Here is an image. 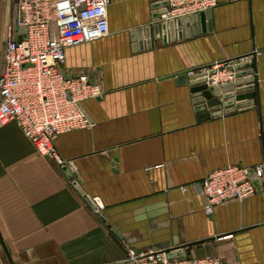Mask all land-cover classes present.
<instances>
[{
	"label": "crops",
	"instance_id": "1",
	"mask_svg": "<svg viewBox=\"0 0 264 264\" xmlns=\"http://www.w3.org/2000/svg\"><path fill=\"white\" fill-rule=\"evenodd\" d=\"M162 1L110 0L109 36L67 51L65 70L104 93L83 104L93 126L56 141L65 166L15 123L0 129V264H129V249L264 264V183L211 216L191 187L264 161V0H216L212 31L184 23L168 44L153 33ZM16 21L12 0H0V74ZM255 52L254 74L241 79L256 78V97L201 120L191 80L179 77Z\"/></svg>",
	"mask_w": 264,
	"mask_h": 264
},
{
	"label": "built area",
	"instance_id": "2",
	"mask_svg": "<svg viewBox=\"0 0 264 264\" xmlns=\"http://www.w3.org/2000/svg\"><path fill=\"white\" fill-rule=\"evenodd\" d=\"M158 20L171 22L217 7L216 0H166ZM17 21L7 40L0 74V129L15 123L42 157L66 165L56 141L62 135L93 126L83 104L103 96L99 82L85 73L65 70L67 51L110 34V0H12ZM25 29V33H20ZM22 41H19V37ZM257 52L223 61L202 70L211 85L237 81L234 67L253 62ZM211 72H214L211 74ZM192 74V73H191ZM254 180L264 183V161L254 167L231 165L210 172L191 187L211 216L217 206L245 202L256 195ZM183 190H186L183 189ZM92 203L103 210L99 197ZM129 264H224L214 256L170 259L167 251L129 249Z\"/></svg>",
	"mask_w": 264,
	"mask_h": 264
},
{
	"label": "water",
	"instance_id": "3",
	"mask_svg": "<svg viewBox=\"0 0 264 264\" xmlns=\"http://www.w3.org/2000/svg\"><path fill=\"white\" fill-rule=\"evenodd\" d=\"M167 4L168 3L166 0L156 3L154 9L157 11L154 14V19H158L166 12ZM211 18L212 11H208L207 13H200L191 17H186L184 19H178L168 23L164 22L162 25H155L153 27V33L155 34L156 40L161 39L164 44H168L170 39L172 42L178 38L182 39V33L179 32L176 35L175 29H180L184 23L199 21L203 34L207 33V31H212L213 25ZM150 30L152 29L150 28ZM25 32V29H20V33ZM22 39L23 38L20 36L19 41H22ZM234 70L237 71V81L233 84H225L221 86L211 85L207 73H195L190 77H188V75H182L179 77V81L182 83H185L186 79L188 81L191 80L189 84L192 87L191 92L193 95V102L197 113L201 116V120H208L223 114L234 113L236 109L247 106L244 104L246 100L247 103H249V100H252L256 97V78L249 77L247 79H241L243 76H251L254 74V62L238 65L234 67ZM213 73L214 72H211V74ZM237 102L240 103L234 105ZM254 185L258 188L261 185V182L259 180H254ZM91 204L94 207L92 202ZM98 215H100V213H98ZM186 257V254L169 252L170 259Z\"/></svg>",
	"mask_w": 264,
	"mask_h": 264
}]
</instances>
